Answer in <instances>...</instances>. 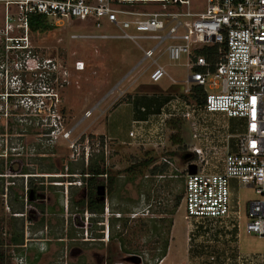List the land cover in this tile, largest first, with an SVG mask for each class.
<instances>
[{
  "label": "rangeland",
  "instance_id": "obj_1",
  "mask_svg": "<svg viewBox=\"0 0 264 264\" xmlns=\"http://www.w3.org/2000/svg\"><path fill=\"white\" fill-rule=\"evenodd\" d=\"M193 1L199 8L204 6L205 0ZM85 30L79 23H73L52 27L46 33L35 32L42 57H52L56 68L51 75L30 76L35 83L38 80L46 83L49 94L44 97L45 106L39 115L26 116L20 154L10 157L17 159L11 175L22 172L33 176L9 178L16 185L9 188V211L0 199L2 226L14 231L17 222L22 230L28 226L31 237H38L37 232L43 231L44 236L47 233L52 238L43 250H38L41 253L38 264H104L103 260L106 264H226L225 257L233 258L237 252L249 256L262 254L263 240L257 235L241 228L237 243L225 227L188 219L182 199L175 207L177 198L183 194L185 166L196 159L183 160L188 145L203 148L206 145L209 164H215L224 152V144L236 140L240 132L238 120L220 113L200 112L194 118L199 138L192 137L191 123L180 119L167 132L177 134L178 144L168 140L170 144L162 148L132 141L128 131L134 128L131 118L136 102L131 99L147 98L158 91L144 84L149 82L151 61L145 60L131 72L142 57V51L134 43L71 37ZM162 59L168 63L171 77L181 79L186 75L182 65ZM77 60L84 61L82 71L74 68ZM165 78L161 82L168 83ZM53 115L57 119L54 135L50 130L56 127L48 125L52 124ZM68 130L69 136L64 137ZM101 156L108 177L114 179V187L111 192L105 189L103 212L93 214L76 204L85 192L79 171L82 163L87 166L90 157L99 161ZM161 156H169L171 161L164 176L150 175L152 164L139 167L149 157L154 158L153 163H159ZM3 164L0 160V170ZM130 167L132 173L127 172ZM19 168L20 172L15 171ZM70 171L74 173L70 175ZM108 177H99L97 185L105 184ZM23 184L38 190L43 211L35 214L24 202L27 190ZM237 194L242 203L257 197L253 189L242 183ZM15 201H22L23 208L17 209L12 204ZM29 210L31 217L36 218L31 228L26 221ZM13 212L23 214L13 216ZM85 215L88 222L84 226ZM165 242L167 260L162 263ZM71 248L83 252L73 256L69 254ZM212 255L215 260H210Z\"/></svg>",
  "mask_w": 264,
  "mask_h": 264
},
{
  "label": "built area",
  "instance_id": "obj_2",
  "mask_svg": "<svg viewBox=\"0 0 264 264\" xmlns=\"http://www.w3.org/2000/svg\"><path fill=\"white\" fill-rule=\"evenodd\" d=\"M32 16H42L51 27L79 23L86 29L71 37L129 40L142 51L131 72L149 59L150 83L166 77L177 85L178 91L158 111L132 121L134 128L128 135L139 145L163 148L170 144L167 122L171 119L189 121L192 137L199 138L194 118L200 112L241 121L236 140L224 144L215 164H209L206 145H188L187 151L196 159L183 171L182 204L188 219L225 227L237 243L243 228L264 244V0H205L202 8L193 0H0V160L4 161L0 199L7 211L9 188L16 185L9 178L26 176L9 173L17 161L10 157L20 154L26 116L39 115L49 94L46 83H35L30 76L51 75L56 68L52 57H42L36 33L30 28ZM162 58L182 65L186 75L171 77ZM84 66L82 60L74 63L77 71ZM197 94L203 98L201 103ZM50 121L48 125L56 127L50 130L54 135L56 115ZM160 160L171 164L169 156ZM190 163L196 167L194 173H189ZM239 183L253 189L257 197L242 203L237 194ZM84 217L86 223L88 216ZM9 236L1 226L9 264H29ZM258 259L264 264V251L259 256L237 252L224 261L256 264Z\"/></svg>",
  "mask_w": 264,
  "mask_h": 264
},
{
  "label": "trees",
  "instance_id": "obj_3",
  "mask_svg": "<svg viewBox=\"0 0 264 264\" xmlns=\"http://www.w3.org/2000/svg\"><path fill=\"white\" fill-rule=\"evenodd\" d=\"M30 28L33 32L38 31L41 33H46L52 27L47 25L44 22V19L42 18V16H32ZM195 91L199 93L201 90L196 89ZM196 97L198 98L199 103L203 101V98L198 96V94ZM177 120H180V119L169 120L167 122L168 127L170 129H172V127L174 128L173 123ZM176 137H177V134L169 135V140L171 141V143L173 144L179 143V140L176 139ZM100 138L102 140V136ZM89 160L90 162L87 164V166H84L83 163L80 165L81 168H80L79 174H80L82 183L85 185V192H84V195H82V197L78 201H76V204L80 207L81 210L87 209L90 213L101 214L103 212V201L99 200L96 194L97 179L99 177H103L104 175L105 177H108V170L106 169L104 165V158L102 156L99 161H94L92 157H90ZM153 161H154V158L149 157L145 159L144 161L140 162L139 167L147 168L152 164L151 167L149 168L150 175L152 176L163 175L165 171L168 170L169 166L166 163L161 162V161L159 163H153ZM132 168L133 167L128 168L127 172L132 173V170H133ZM105 185L107 186V191L111 192L114 187V179L112 176L108 177V180L105 183ZM181 191L183 192V182H182ZM181 199H182L181 196L177 198L176 203H175L176 208L180 204ZM12 204H15V207L17 206L21 207V204L18 201H15ZM1 226H2V221L0 220V228ZM20 226H21L20 223L18 224L17 222H14V227H13L14 231L12 230L10 239L15 243L16 242L18 243L21 241V236H22L21 229L22 228ZM2 243L3 242L0 238V264H9V259L4 251ZM166 246L167 245L165 242L164 247H163V256L166 254V249H167Z\"/></svg>",
  "mask_w": 264,
  "mask_h": 264
},
{
  "label": "flooded vegetation",
  "instance_id": "obj_4",
  "mask_svg": "<svg viewBox=\"0 0 264 264\" xmlns=\"http://www.w3.org/2000/svg\"><path fill=\"white\" fill-rule=\"evenodd\" d=\"M24 140V138H23ZM67 168V166H66ZM26 174L27 176H22L21 178L25 177H32L33 175H29L27 173H24ZM70 175H72V171H70ZM35 177L38 176V175H34ZM61 177V176H60ZM105 177V176H103ZM24 185V184H23ZM105 186V189L107 190V186L105 184H103ZM26 186V194H27V198H25L24 202L26 204H28L30 210L34 211L35 214H37L38 212L43 211V206L40 202V196H39V193H38V190L34 187H28L27 184H25ZM105 190V191H106ZM98 196V195H97ZM44 196H42L41 198H43ZM99 200L103 201V204H104V197L101 198L100 196H98ZM39 201V202H38ZM10 202V201H9ZM20 202L21 204V208H23L22 206V201H18ZM30 210L28 211L29 212V216L26 217V221L28 220L29 222V228H31L33 222L36 221V218H32L31 217V212ZM86 211H88L87 209H85ZM44 214V213H43ZM88 222V220H87ZM87 222L85 223V221H83L84 223V226L87 225ZM6 228H7V231L9 233V242L12 243V244H15V248H16V251L20 254V255H25L26 257V261L29 263V264H38L37 262L39 261L40 259V256H41V253L38 252V250H43L44 246L47 244V242L51 241L52 238H50L49 236H47V233L45 234V236L41 233L43 231H39L37 233H39L40 235L38 237H31L30 236V233L28 234V231L26 229V227L28 228L27 225H25V229L22 230L21 229V232H22V236H21V241L20 242H13L10 237H11V229H9V227L7 225H4ZM37 233H33L34 235H36ZM67 236V234H66ZM71 236V235H69ZM70 240H72L73 238L72 237H69ZM57 240L59 241H64L65 239L64 238H57ZM38 246V247H37ZM39 248V249H37ZM83 252L82 249H79V248H76V249H73L71 248L69 250V254L70 255H73V256H77V255H80L81 253ZM103 263L106 264V260H103Z\"/></svg>",
  "mask_w": 264,
  "mask_h": 264
},
{
  "label": "crops",
  "instance_id": "obj_5",
  "mask_svg": "<svg viewBox=\"0 0 264 264\" xmlns=\"http://www.w3.org/2000/svg\"><path fill=\"white\" fill-rule=\"evenodd\" d=\"M167 65H168V63L165 64L166 70H167ZM165 79L168 81V83L166 81H164V82L159 81L158 83H150V82L144 83L145 85H149L151 87L158 89L157 93L152 94L150 97H147V98L146 97H141V98L137 97L136 99L135 98L131 99V101L136 102L134 107H133V110H132L131 123L133 120L145 119L148 116V114L155 112V111H158L160 109V107L166 102V100L174 92L178 91L177 85L172 84L168 78H165ZM162 80H164V79H162ZM163 85H167V87H164ZM160 93H162V94H160ZM236 120H238V119H236ZM238 122H239V129L241 131L242 124H241V121L238 120ZM102 134L108 136L109 139L113 140V138H111L109 135H107L105 133H102ZM168 251H169V248H168L167 252ZM166 260H167V253L165 255V258H163V262H165ZM256 264H262L261 260L258 259Z\"/></svg>",
  "mask_w": 264,
  "mask_h": 264
},
{
  "label": "water",
  "instance_id": "obj_6",
  "mask_svg": "<svg viewBox=\"0 0 264 264\" xmlns=\"http://www.w3.org/2000/svg\"><path fill=\"white\" fill-rule=\"evenodd\" d=\"M182 158L185 161L191 159V153L186 151L185 153H183ZM188 167H189V173H194L195 172L196 167H195V165L193 163H190ZM104 193H105V186L103 184L97 185L96 194L98 196H100L101 198H103L104 197Z\"/></svg>",
  "mask_w": 264,
  "mask_h": 264
},
{
  "label": "bare ground",
  "instance_id": "obj_7",
  "mask_svg": "<svg viewBox=\"0 0 264 264\" xmlns=\"http://www.w3.org/2000/svg\"><path fill=\"white\" fill-rule=\"evenodd\" d=\"M161 262H162V263H164V262H163V259H162V261H161Z\"/></svg>",
  "mask_w": 264,
  "mask_h": 264
}]
</instances>
